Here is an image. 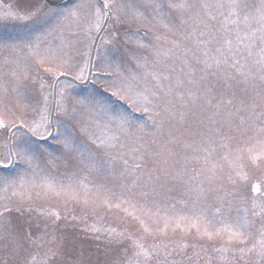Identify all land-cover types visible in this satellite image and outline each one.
<instances>
[{"label":"snow or ice","instance_id":"snow-or-ice-1","mask_svg":"<svg viewBox=\"0 0 264 264\" xmlns=\"http://www.w3.org/2000/svg\"><path fill=\"white\" fill-rule=\"evenodd\" d=\"M0 264H264V0H0Z\"/></svg>","mask_w":264,"mask_h":264},{"label":"rangeland","instance_id":"rangeland-1","mask_svg":"<svg viewBox=\"0 0 264 264\" xmlns=\"http://www.w3.org/2000/svg\"><path fill=\"white\" fill-rule=\"evenodd\" d=\"M3 2H4V3H7L8 0H3ZM259 175H260V173H257V176H259ZM76 240H77L78 242H82V246L85 247V248H88L89 245H90V242H89L88 240H86V238L83 237L82 235H81V236H77V237H76ZM80 246H81V244L78 243V248H79ZM93 247H94V246H93Z\"/></svg>","mask_w":264,"mask_h":264}]
</instances>
